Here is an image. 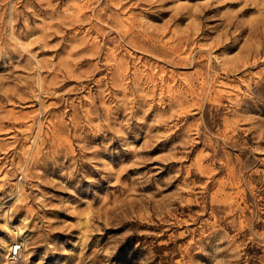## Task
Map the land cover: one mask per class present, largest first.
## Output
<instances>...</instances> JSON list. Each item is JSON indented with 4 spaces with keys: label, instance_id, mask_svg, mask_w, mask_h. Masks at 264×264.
<instances>
[{
    "label": "rangeland",
    "instance_id": "obj_1",
    "mask_svg": "<svg viewBox=\"0 0 264 264\" xmlns=\"http://www.w3.org/2000/svg\"><path fill=\"white\" fill-rule=\"evenodd\" d=\"M16 240L264 264V0H0V264Z\"/></svg>",
    "mask_w": 264,
    "mask_h": 264
},
{
    "label": "built area",
    "instance_id": "obj_2",
    "mask_svg": "<svg viewBox=\"0 0 264 264\" xmlns=\"http://www.w3.org/2000/svg\"><path fill=\"white\" fill-rule=\"evenodd\" d=\"M22 249H23L22 241L16 240L10 244L6 256L8 264H16L20 260Z\"/></svg>",
    "mask_w": 264,
    "mask_h": 264
},
{
    "label": "bare ground",
    "instance_id": "obj_3",
    "mask_svg": "<svg viewBox=\"0 0 264 264\" xmlns=\"http://www.w3.org/2000/svg\"><path fill=\"white\" fill-rule=\"evenodd\" d=\"M7 224H6V228H7V231L9 232V234H10V237H12V239H20V238L24 237V233L26 231L25 229L19 228V227H16V229H15V228H13L14 226L12 227L13 229H11V228L8 227ZM2 247L6 251V250H9L10 245L8 243H5ZM3 255H5V254H3Z\"/></svg>",
    "mask_w": 264,
    "mask_h": 264
}]
</instances>
